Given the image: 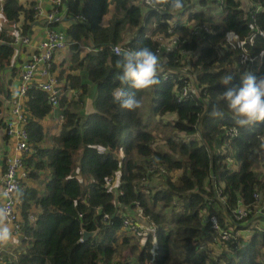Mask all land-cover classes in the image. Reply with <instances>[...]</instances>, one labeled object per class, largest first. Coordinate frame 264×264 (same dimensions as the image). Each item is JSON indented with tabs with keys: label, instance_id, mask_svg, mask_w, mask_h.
<instances>
[{
	"label": "trees",
	"instance_id": "1",
	"mask_svg": "<svg viewBox=\"0 0 264 264\" xmlns=\"http://www.w3.org/2000/svg\"><path fill=\"white\" fill-rule=\"evenodd\" d=\"M112 1L109 24L102 23L109 0L64 2L70 64L53 63L65 92L56 132L43 125L52 110L47 92L28 88L30 150L23 161L32 179L44 173V190L21 182L22 247L4 252V264H129L132 255L134 264H264V175L255 170L264 166V123L237 126L218 99L240 87L244 73L264 76V0H183L179 10L163 0L157 7L147 0ZM2 11L24 35L38 20L32 0H3ZM194 23L209 30L197 36ZM11 30L0 29V68L21 44ZM159 33L174 36L172 46L162 45ZM80 40L93 49L82 52ZM117 45L121 53L148 47L163 65L158 85L135 92L141 103L135 111L112 99L116 88L135 91L117 79ZM226 75L233 77L227 86L221 84ZM0 90L10 93L5 85ZM145 103L149 118L140 110ZM2 104L0 98V111ZM214 109L223 115L213 116ZM170 113L169 122L160 118ZM161 124L168 128L162 143L153 133ZM241 208L246 214L239 215ZM135 209L147 220L142 245L141 227L130 235L123 228ZM82 230L95 234L83 240ZM221 230L231 236L222 239Z\"/></svg>",
	"mask_w": 264,
	"mask_h": 264
},
{
	"label": "built area",
	"instance_id": "2",
	"mask_svg": "<svg viewBox=\"0 0 264 264\" xmlns=\"http://www.w3.org/2000/svg\"><path fill=\"white\" fill-rule=\"evenodd\" d=\"M36 10V17L42 19L46 25L44 37L39 40L33 50L22 61L19 82L17 90L10 100V115L5 119V129L7 135L11 138L12 150L5 157V166L0 172V191H7L8 195H0V207L7 208L10 213V222L12 224L16 236H20L21 218L19 207V189L21 182L28 176V170L24 164V156L29 152V136L26 129L25 115V98L28 88L35 85L48 94L49 101L52 104V109L59 108L60 97L64 94V80L58 78L57 72L53 69L55 54L68 48L70 38L66 31L60 27L50 26L51 21H61L66 7V0H46L48 6L45 5V0H32ZM148 1V0H147ZM64 8L62 15L61 10ZM76 18L84 17L80 14ZM203 30H209L206 24H197L193 27V32L198 36ZM14 41L16 44H31L32 38L30 35L21 34L20 31L14 30ZM78 46L82 52L92 50V46L88 41H78ZM113 50L117 52L120 46H114ZM187 88H184L182 93H186ZM59 121L62 122L61 109L59 112ZM233 132H236L233 129ZM239 215L246 214V210L241 208ZM32 219L33 216H30ZM213 226L217 227V221L212 217ZM141 227L140 223L133 221L129 216L123 219V228L134 231ZM222 239H227L231 236L228 230H221L219 233ZM4 247H0V264H4Z\"/></svg>",
	"mask_w": 264,
	"mask_h": 264
},
{
	"label": "clouds",
	"instance_id": "3",
	"mask_svg": "<svg viewBox=\"0 0 264 264\" xmlns=\"http://www.w3.org/2000/svg\"><path fill=\"white\" fill-rule=\"evenodd\" d=\"M152 7H157L162 0H148ZM171 9L179 10L184 7L183 0H163ZM120 58L117 61L119 74L117 79L121 85L131 87L134 92L125 91L124 87L116 88L112 92L114 103L121 108L135 111L141 103L135 92L150 90L160 83L159 74L163 71L160 58L150 48L144 47L136 51L116 53ZM232 75L222 78L221 84L231 83ZM240 87L227 88L219 94L218 99L226 104L234 123L239 127L253 126L264 123V76L257 78L251 73L241 76ZM213 116H222L223 113L213 110ZM0 195L7 196V191H0ZM10 213L7 208L0 207V247L15 246L20 243L10 222Z\"/></svg>",
	"mask_w": 264,
	"mask_h": 264
},
{
	"label": "crops",
	"instance_id": "4",
	"mask_svg": "<svg viewBox=\"0 0 264 264\" xmlns=\"http://www.w3.org/2000/svg\"><path fill=\"white\" fill-rule=\"evenodd\" d=\"M2 2L3 0H0V29L2 27H8V29L14 30L15 25L10 24V23L8 24L5 18V15L2 11ZM45 5L48 6V1L46 0H45ZM64 8L61 10L62 15L64 13ZM60 23L61 25L59 24V27L64 29L67 24L66 21L61 20ZM102 23H103V18H102ZM30 29H31V32L29 35L32 38L31 44L21 43V44L16 45L13 55L11 56L10 64H5L3 67L0 68V85H5V88L10 90V93L8 96H5L4 93L0 90V98L3 100L2 110L0 111V172L3 170L5 166L6 155L12 150V144H11L12 140L7 135L4 124H5V119L8 118L10 115V105H11L10 100L17 90V86L19 82L20 67H21L22 61L27 57L28 53L31 50H33L35 46L37 45V43L39 42V40L44 37L46 25L44 24L42 19H38L37 21L32 22V24L30 25ZM69 57H70V51H68L67 49L63 51H59L55 54L54 64L57 65L56 66L57 68L61 64L67 67L70 64ZM12 67H16L15 71H12ZM77 71L79 72V70ZM94 89H95L94 86L90 85L89 92H88L89 98L87 99L88 101L87 108H89L90 110L93 107L92 100L94 97ZM66 93L70 97L74 93V89H69ZM59 112H60V107L58 109H52L51 112L46 117L43 118V125L45 128H48L47 129L48 131L50 130L49 134L54 133L58 130V127L60 125V121L58 118ZM44 176H45L44 173H41L39 178L34 180L28 175L25 180L27 181L28 184L37 187L38 189H40V191H43L44 188L42 185L43 184L42 179L44 178ZM33 209H36V207L34 206ZM17 238L20 241V237L17 236ZM21 247L22 245L20 243L15 246L9 245L7 247H4L5 255L6 254L14 255L16 252V249H20Z\"/></svg>",
	"mask_w": 264,
	"mask_h": 264
},
{
	"label": "rangeland",
	"instance_id": "5",
	"mask_svg": "<svg viewBox=\"0 0 264 264\" xmlns=\"http://www.w3.org/2000/svg\"><path fill=\"white\" fill-rule=\"evenodd\" d=\"M22 1V0H21ZM245 2H246V0H244ZM108 10H107V12L104 14V16H103V23L104 24H109L110 23V21H112L113 20V14L115 13V8H114V3H113V1L112 0H109V2H108ZM172 21V20H171ZM197 24L196 23H194V26H196ZM156 37L158 38V39H160V41H161V43H162V45H164V46H166V47H170V46H172V44H173V41H174V36H165L164 34H162V33H159V34H157L156 35ZM67 50L69 51V48H67ZM66 53V52H65ZM186 55H189V54H187V52H186ZM188 58V57H187ZM93 85V84H92ZM94 86V85H93ZM87 99L89 98V95H87V97H86ZM145 101H147V100H145ZM87 106H88V101L86 102V105H85V108H86V110L87 111H89L90 109L89 108H87ZM141 111H142V114H143V116L144 117H146V118H149V117H151L150 116V114H149V105L148 104H144L143 106H142V109H140ZM59 118V117H58ZM155 119H157V118H159V117H154ZM160 118H163V120L164 121H170V120H172V119H174L175 118V115L174 114H165V115H163V116H160ZM60 120V119H59ZM57 121H58V119H57ZM56 121V122H57ZM48 128H46V130H47ZM48 131V130H47ZM50 131V130H49ZM49 131H48V133H49ZM153 133H154V135H155V139H156V141L157 142H160V143H162L163 142V135L165 134V133H168V128H163V126H162V124H161V126L160 125H158L157 127H155L154 125H153ZM179 134H181V135H185L184 133H182V132H179ZM47 142H50L49 140H47L46 141V143ZM255 170H257V172H260V174H262V175H264V166H260V167H257ZM116 179V178H115ZM116 182V181H115ZM111 184H113V183H111ZM134 213H135V216L133 217H131L132 219H133V221H137L138 223H140V225H141V228H139L140 230H139V232L137 233L138 234V236H137V241L139 242V244H141L142 245V243H143V241H144V236H145V234L147 233V220L144 218V217H142L141 216V212H140V210L139 209H135L134 210ZM128 232L126 233V234H129L130 235V233L129 232H131L132 230H127ZM136 238V237H135ZM212 248H213V250L214 251H216V248H215V246H212ZM124 251H128V249H127V247H124ZM134 258H135V255H132V257L130 258L131 259V263H129V264H134ZM115 262H116V264H118L119 263V261H118V259H115Z\"/></svg>",
	"mask_w": 264,
	"mask_h": 264
},
{
	"label": "water",
	"instance_id": "6",
	"mask_svg": "<svg viewBox=\"0 0 264 264\" xmlns=\"http://www.w3.org/2000/svg\"><path fill=\"white\" fill-rule=\"evenodd\" d=\"M95 234V231H87V230H82V236H81V239H86L88 238L89 236Z\"/></svg>",
	"mask_w": 264,
	"mask_h": 264
}]
</instances>
